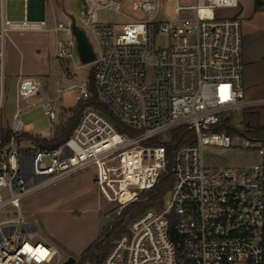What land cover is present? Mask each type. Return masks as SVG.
<instances>
[{
	"label": "built area",
	"instance_id": "2783aa9c",
	"mask_svg": "<svg viewBox=\"0 0 264 264\" xmlns=\"http://www.w3.org/2000/svg\"><path fill=\"white\" fill-rule=\"evenodd\" d=\"M5 1L0 0L1 76L14 31L53 32L55 59L78 53L71 25L47 19L46 0H25L20 21L5 17ZM258 1L264 8V0ZM167 2L84 0L80 20L99 39L91 63L94 89L108 113L85 107L68 139L53 148L22 136L27 131L20 110L6 127V143L0 131V264H50L59 256L57 246L39 239V226L25 217L21 202L90 168L108 208L118 214L142 193L163 192L159 209L150 207L133 219L100 264H264V142L254 141L259 160L249 167H210L204 158L207 146L234 145L218 129L223 119L264 104L246 96L241 12L217 13L240 10V3L174 0L171 10L178 17L170 20L160 16ZM124 4L138 18L123 11ZM101 9L127 20L102 23ZM158 34L167 39L163 47L154 43ZM60 82L55 95L74 87L79 102L93 95L89 78L65 88ZM43 89L37 76L17 82L23 100ZM36 105L56 117L52 97L31 103ZM1 107L2 98L0 125ZM181 128L191 136L171 151Z\"/></svg>",
	"mask_w": 264,
	"mask_h": 264
},
{
	"label": "rangeland",
	"instance_id": "374dc122",
	"mask_svg": "<svg viewBox=\"0 0 264 264\" xmlns=\"http://www.w3.org/2000/svg\"><path fill=\"white\" fill-rule=\"evenodd\" d=\"M238 1L243 8L241 16L245 17L253 8L254 0ZM173 2L174 0H168L160 16L170 20L178 17L171 10ZM4 7L7 19L20 21L25 18V0H6ZM82 9H84V0H46V16L49 21L54 23L55 20H61L66 25H71L75 18L77 25L85 28L93 48L98 51V37L91 31L88 22L83 23L80 20ZM122 10L138 18L127 9L125 4ZM233 11L236 9H218L217 13L229 15ZM99 20L102 23H116L125 22L127 18L115 10L101 9ZM47 32L14 31L8 35L4 74L3 76L0 74V100L2 98L0 130L11 124L19 108L28 133L37 138L51 139L55 136L56 130L67 123L72 116V110L78 106V88L64 89L58 95H55L54 88L58 81H61V88H65L71 83H79L90 78L93 71L92 65L83 64L78 53H74L67 59H55L53 57L54 38ZM21 41H23V51L27 58L24 61L25 74L33 73L28 76H37L44 83L42 92L30 101L17 96V79L22 73L18 70L21 51L15 47V42ZM154 43L156 46L163 47L167 39L164 35L158 34L154 37ZM73 47L76 49L75 45ZM32 65L35 67L34 70L28 67ZM48 97H52L55 103L56 117L54 119L45 113L41 105L31 107V103L39 104L42 98ZM231 122L232 128L239 131L264 127V106L254 111L235 113L231 117ZM220 130L233 137L234 145L229 148L207 146L204 158L208 166L249 167L258 162L259 155L253 140L234 130L227 128H220ZM94 176L95 169L90 168L65 177L22 200V211L25 217L28 220L32 218L38 221L41 230L39 239L55 243L62 255L50 264H61L71 256L76 258V264L80 260L82 251L98 238L99 231L101 232L104 227L109 230L118 215L117 209L108 208L105 198L95 184ZM145 194L142 193L141 198ZM154 207L159 209L157 206ZM85 264H88V261Z\"/></svg>",
	"mask_w": 264,
	"mask_h": 264
},
{
	"label": "trees",
	"instance_id": "16d2710c",
	"mask_svg": "<svg viewBox=\"0 0 264 264\" xmlns=\"http://www.w3.org/2000/svg\"><path fill=\"white\" fill-rule=\"evenodd\" d=\"M255 10H259L261 8V3L258 0H255L254 2ZM90 88L93 91V95L85 101H80L78 103V106L72 110V116L68 119L67 123L63 125L62 127L58 128L56 130V134L53 138L47 139V138H37L36 136L26 132L22 134L24 138L33 140L37 142L42 147H48L53 148L60 144H62L64 141L68 139L70 134L72 133L73 129L77 125L80 116L87 106H95L97 108H100L108 113L105 106L100 102L98 99L95 89H94V83H93V71L90 74ZM113 121L116 123V125L119 128H122L120 124L116 121V119L113 118ZM231 118H225L219 123L220 128H227L228 130H234L238 134H243L247 136L249 139L253 141H263L264 142V127H259L256 130H247V131H239L231 126ZM1 136L3 138V142L6 143L8 140L11 130L8 128H3L0 130ZM191 133L189 131H186L185 129H178L174 132V137L172 140V143L170 144V150L172 151L175 144H180L188 140V138L191 136ZM162 196L163 192L158 193L157 195L153 193H146L140 201L134 202L127 207H125L121 212L115 217L113 220V224L109 230H106L105 227L101 230L98 238L91 243L88 247L84 249V251L81 253L80 260L76 264H85L88 261V264H100L107 252L110 250L113 241L124 231L127 230L128 225L130 222L135 219L137 216H139L143 211L150 207H160L162 204Z\"/></svg>",
	"mask_w": 264,
	"mask_h": 264
},
{
	"label": "crops",
	"instance_id": "0c3cea01",
	"mask_svg": "<svg viewBox=\"0 0 264 264\" xmlns=\"http://www.w3.org/2000/svg\"><path fill=\"white\" fill-rule=\"evenodd\" d=\"M35 3L36 0H31V5ZM263 10H264L263 8H260L259 10H255V7L253 6V8H251L250 12L247 13L245 17L241 16L242 29L244 34L243 51H244V60L246 63L244 84L246 88V96L247 98L252 100L264 99V11ZM239 11L242 13L243 8H240V10L239 8H237L236 11H233L231 14L239 13ZM47 33H50L54 38V46H53V53H54L55 35L53 32H47ZM15 47L19 48L21 51L20 52L21 62H20V66L18 67V70H20L22 75H19L17 79L18 82L20 77L28 76L29 74L31 75L33 73L28 72L29 74L26 75L25 71L23 70L26 64L24 61L27 59L23 51V47H24L23 41L19 43L15 42ZM28 67H30L31 70H34L33 68H35L33 67V65ZM43 99L44 98H42L41 100ZM260 106H264V104L254 107L253 109H251V111L256 110ZM18 110L19 108L17 109V111ZM29 220L35 221L38 224L37 219L31 218ZM47 241L57 246L52 241L50 240ZM59 257H62V255H60V252H59Z\"/></svg>",
	"mask_w": 264,
	"mask_h": 264
},
{
	"label": "water",
	"instance_id": "95a60500",
	"mask_svg": "<svg viewBox=\"0 0 264 264\" xmlns=\"http://www.w3.org/2000/svg\"><path fill=\"white\" fill-rule=\"evenodd\" d=\"M71 27L76 39L79 58L83 64H91L95 60L96 55L86 31L79 27L75 21L72 22ZM75 262L76 258L71 256L61 264H75Z\"/></svg>",
	"mask_w": 264,
	"mask_h": 264
}]
</instances>
